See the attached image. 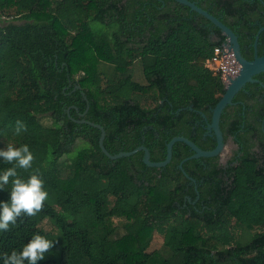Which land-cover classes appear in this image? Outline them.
Wrapping results in <instances>:
<instances>
[{
	"label": "trees",
	"instance_id": "obj_1",
	"mask_svg": "<svg viewBox=\"0 0 264 264\" xmlns=\"http://www.w3.org/2000/svg\"><path fill=\"white\" fill-rule=\"evenodd\" d=\"M191 1L254 58L264 0ZM225 43L211 21L174 0H0V148L28 144L32 167L18 175H40L49 194L36 215L0 231V261L41 234L54 247L37 264H264V72L222 115L226 144L238 146L226 166L220 156L191 159L185 174L179 165L194 152L184 142L163 168L146 165L143 151L112 160L101 130L78 122L103 126L114 155L144 145L163 161L176 136L214 149L207 126L225 83L205 64ZM138 59L146 83L130 67ZM9 167L0 160V172ZM44 220L56 234L40 228ZM156 231L168 258L148 251Z\"/></svg>",
	"mask_w": 264,
	"mask_h": 264
},
{
	"label": "water",
	"instance_id": "obj_2",
	"mask_svg": "<svg viewBox=\"0 0 264 264\" xmlns=\"http://www.w3.org/2000/svg\"><path fill=\"white\" fill-rule=\"evenodd\" d=\"M177 1L183 5H186L190 7L192 11H195L205 18H207L209 21H211L216 27H218L223 35L227 37V43L229 49L234 53L237 61L241 65V69L239 74L230 79V82L225 85V93L221 96L220 100L216 104V106L212 110V118L211 122L208 124L207 129L208 135L214 136L216 138L217 144L216 147L212 150H204L200 148L196 143H194L192 140L185 136H176L174 137L167 145V156L166 159L163 161H152L151 160V152L150 150L142 145L137 147L136 149L129 151V152H121L119 154H111L104 146V140L106 137V131L103 126L100 124H95L90 121L81 120L78 121L80 123H88L98 129L101 130V137L99 141L100 148L102 151L112 160H116L118 158L122 157H129L131 155H134L140 151L144 152L143 161L146 165L149 167H157V168H163L166 167L173 158V147L176 142H184L186 143L194 152L193 155L185 158L179 165V168L186 174L184 170V163L186 161H189L191 159H197V158H209V157H217L221 156L225 149H226V142L223 130L221 128V119L222 115L225 111V109L234 104V99L237 96V94L248 84V83H256L260 82V80L256 79V76L264 72V54L259 55L258 54V40L259 36L264 31V27H262L257 36L254 43V50L255 55L253 59H247L244 57L242 50H241V44L239 41L238 35L223 21H221L219 18L208 12L207 10L200 7L196 2L191 0H174ZM80 88V87H77ZM192 179V178H190ZM194 181V179H192Z\"/></svg>",
	"mask_w": 264,
	"mask_h": 264
},
{
	"label": "clouds",
	"instance_id": "obj_3",
	"mask_svg": "<svg viewBox=\"0 0 264 264\" xmlns=\"http://www.w3.org/2000/svg\"><path fill=\"white\" fill-rule=\"evenodd\" d=\"M24 126L18 122L16 133L19 134ZM34 159L28 144L16 146L9 143L0 148V160L12 167L0 172V189L11 182L9 200H0V231L9 230L10 224H15L22 213L34 216L39 212L48 198L44 189V180L38 174H32L27 180L18 175V169H30ZM54 247V241L41 234H34L20 250H12L4 254L0 264H37L45 259V253Z\"/></svg>",
	"mask_w": 264,
	"mask_h": 264
},
{
	"label": "rangeland",
	"instance_id": "obj_4",
	"mask_svg": "<svg viewBox=\"0 0 264 264\" xmlns=\"http://www.w3.org/2000/svg\"><path fill=\"white\" fill-rule=\"evenodd\" d=\"M91 26L94 29H103L104 28V25L99 23V22H92ZM133 73H134V78L137 81H139L141 83H146V80H145V78L143 77V74H142V67H141V64L139 62H136L133 65ZM96 82L101 84L102 79H101L100 76H96ZM128 92L129 91H127V95H130V94H128ZM77 143L81 144L82 142L78 141ZM237 151H238L237 145L233 142L232 139H229L228 142H227L226 149H225L224 153L220 156L219 163L222 166H226L228 164V162L235 156ZM123 222H124L123 220L119 221L117 223V225H119V227H121ZM40 228L44 229L47 232H52V233H55V234L57 233L56 228L48 220H44L42 222V224L40 225ZM262 230H264V226L262 227ZM120 232L123 233V229H120ZM154 250L160 251L162 256H164L166 258H168L171 255V251L164 246V237H163V235L158 233L157 231L154 233V235H153V237L151 239V244H150V247H149L148 251L152 252Z\"/></svg>",
	"mask_w": 264,
	"mask_h": 264
},
{
	"label": "built area",
	"instance_id": "obj_5",
	"mask_svg": "<svg viewBox=\"0 0 264 264\" xmlns=\"http://www.w3.org/2000/svg\"><path fill=\"white\" fill-rule=\"evenodd\" d=\"M205 65L214 74H220L225 85L230 82L231 78L236 77L241 69V65L229 49L228 43L215 47L213 56L207 60Z\"/></svg>",
	"mask_w": 264,
	"mask_h": 264
},
{
	"label": "crops",
	"instance_id": "obj_6",
	"mask_svg": "<svg viewBox=\"0 0 264 264\" xmlns=\"http://www.w3.org/2000/svg\"><path fill=\"white\" fill-rule=\"evenodd\" d=\"M136 62H139V59L138 60H135L134 62H132L131 64H130V67H133V65L136 63ZM143 74V73H142ZM133 75H134V73H133ZM233 140V139H232ZM234 142V141H233ZM235 143V142H234Z\"/></svg>",
	"mask_w": 264,
	"mask_h": 264
},
{
	"label": "flooded vegetation",
	"instance_id": "obj_7",
	"mask_svg": "<svg viewBox=\"0 0 264 264\" xmlns=\"http://www.w3.org/2000/svg\"><path fill=\"white\" fill-rule=\"evenodd\" d=\"M255 55V54H254ZM238 147V146H237Z\"/></svg>",
	"mask_w": 264,
	"mask_h": 264
}]
</instances>
